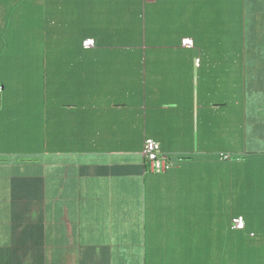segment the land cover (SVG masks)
I'll list each match as a JSON object with an SVG mask.
<instances>
[{
	"label": "crops",
	"instance_id": "crops-1",
	"mask_svg": "<svg viewBox=\"0 0 264 264\" xmlns=\"http://www.w3.org/2000/svg\"><path fill=\"white\" fill-rule=\"evenodd\" d=\"M49 23L47 83L31 97L0 83V264H232L234 248L264 250L233 240L234 216L249 227L234 174L264 168V0H49ZM14 112L30 118L20 132ZM147 138L167 171L146 169Z\"/></svg>",
	"mask_w": 264,
	"mask_h": 264
},
{
	"label": "rangeland",
	"instance_id": "rangeland-1",
	"mask_svg": "<svg viewBox=\"0 0 264 264\" xmlns=\"http://www.w3.org/2000/svg\"><path fill=\"white\" fill-rule=\"evenodd\" d=\"M31 1L32 4L33 2L41 4V0H0V21L2 22L0 27L3 34L2 38L6 43V48L1 52L2 57L0 58V83L8 84L10 86L19 84L20 87L18 90L10 89L12 93L7 92V95L10 97L24 96L25 90L30 84L25 80H33L34 77L38 80V74L40 73L39 68H37L38 63L34 64L31 59L28 60L26 58H21V56L17 54L18 51L15 50L14 45H12V41L23 38L40 39L43 32H47L45 33L48 34L47 37H49L50 33V23L48 22V27L47 24L43 25L44 29L42 32L40 30L41 23L38 21L36 24L38 30L37 33L34 35L29 34V24L23 17L24 12H22V17H20V23L12 22V14H14L17 9L21 12ZM9 17L11 22L9 21ZM37 44L38 43L35 41H32L30 46H23V44H21V47L26 48L25 50L20 51L30 52L35 49H46L42 47L40 48V44L38 46L39 48L36 47ZM9 107L10 110H12V106L10 105ZM24 116L25 115L21 112L10 114V132H20L27 127L30 118ZM245 167L246 164L244 165L243 170L237 168L236 173L234 174L233 194L234 198L240 197V199L234 200L233 210H245L248 213V218L251 222L249 224V229L246 232L237 230L233 231L234 246L237 244L235 241H248L254 243L264 240V197L261 195L264 193V168L263 170H254L250 167L248 170H245ZM246 197H248L247 200L244 199ZM232 252V264H264L263 249L234 248Z\"/></svg>",
	"mask_w": 264,
	"mask_h": 264
},
{
	"label": "trees",
	"instance_id": "trees-1",
	"mask_svg": "<svg viewBox=\"0 0 264 264\" xmlns=\"http://www.w3.org/2000/svg\"><path fill=\"white\" fill-rule=\"evenodd\" d=\"M40 3L41 4H37L36 2H33V4H32V1H31L30 4L25 6L21 12L19 11V9H17L16 12L14 14H12V16H11L12 22L20 23V21H21L20 17H22V12H24L23 17L26 20V22L29 24L28 33L33 34V35L35 33H37L38 30H37L36 24L38 21L41 23L40 30L43 32V29H44L43 25L47 24V27H48V22H49V0H41ZM9 21L11 22L10 17H9ZM45 33H47V32H43V35L40 37V39H37V38L15 39L14 41H12L13 42L12 45H14L15 50L18 51L17 54L20 55L21 58H26L28 60L31 59V61L34 64H36V61H37V63H39V61H40V62H42V64H44L46 66V67H42V73L38 74L39 75L38 81L40 80L42 82L47 83V80H48L47 57L46 56H43V57L39 56L40 53H47V50L49 49L50 40H49V37H47L48 34H45ZM32 41H35L38 43L36 47H38L40 44V48L42 47V48H46V49H39V50L35 49L34 51H30V52L20 51V50H25V48H26V47H21L20 46L21 44H23V46H25V45L30 46ZM5 44L6 43L4 42V39L0 40V47H1L0 48V58L2 57L1 52L6 48ZM35 80H37L35 77L33 80H25V81H28L30 83L27 86V89L25 90V92H27V94H26L27 96L31 97L33 95L34 89H33L32 83ZM19 83H20V81H19ZM46 87H47V85H46ZM44 90L47 91V88H45ZM234 217H237V216H234ZM246 219L249 220L248 217ZM247 222L250 224V220ZM246 228H244L243 231L246 232L249 229V227L247 229ZM260 241H263V240H260Z\"/></svg>",
	"mask_w": 264,
	"mask_h": 264
},
{
	"label": "built area",
	"instance_id": "built-area-1",
	"mask_svg": "<svg viewBox=\"0 0 264 264\" xmlns=\"http://www.w3.org/2000/svg\"><path fill=\"white\" fill-rule=\"evenodd\" d=\"M94 44V39H87L84 41V46L86 48L92 47L94 46ZM182 44L184 46H193V39L185 38L183 39ZM142 155L144 158L146 169L152 172H165L174 164L171 156L167 153H164L161 149L160 143L152 138H147L145 140ZM233 227L236 229L245 228V221L243 216H237L233 218Z\"/></svg>",
	"mask_w": 264,
	"mask_h": 264
}]
</instances>
